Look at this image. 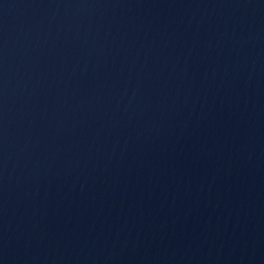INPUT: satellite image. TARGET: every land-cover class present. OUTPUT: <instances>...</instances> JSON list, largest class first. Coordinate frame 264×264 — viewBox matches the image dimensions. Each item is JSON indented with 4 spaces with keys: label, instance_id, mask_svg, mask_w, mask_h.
Instances as JSON below:
<instances>
[{
    "label": "water",
    "instance_id": "water-1",
    "mask_svg": "<svg viewBox=\"0 0 264 264\" xmlns=\"http://www.w3.org/2000/svg\"><path fill=\"white\" fill-rule=\"evenodd\" d=\"M0 264H264V0H0Z\"/></svg>",
    "mask_w": 264,
    "mask_h": 264
}]
</instances>
